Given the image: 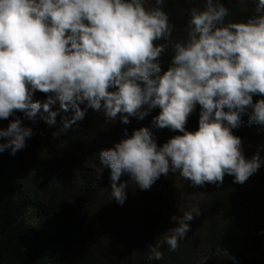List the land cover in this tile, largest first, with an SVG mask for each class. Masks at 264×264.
<instances>
[{"label":"clouds","instance_id":"obj_1","mask_svg":"<svg viewBox=\"0 0 264 264\" xmlns=\"http://www.w3.org/2000/svg\"><path fill=\"white\" fill-rule=\"evenodd\" d=\"M243 2L240 0L239 3ZM165 0H0V152L26 147L33 122L60 132L91 109L108 124L143 120L97 159L110 169V190L121 205L129 182L148 190L170 172L193 187L221 185L226 175L244 184L264 166V145L246 157L233 130L264 127V0L235 21L223 0H204L188 10L186 35L173 38ZM244 5V4H241ZM170 58L162 67V57ZM46 94L45 102L35 99ZM259 97L254 101L253 97ZM199 105L198 128H186ZM178 132L167 139L157 129ZM59 132L54 133L58 135ZM130 180H121L122 176ZM200 209L173 215L166 243L176 250ZM153 252H156L152 248ZM224 254L227 255L226 251ZM157 258L161 253L156 252ZM235 260V257H230Z\"/></svg>","mask_w":264,"mask_h":264},{"label":"trees","instance_id":"obj_2","mask_svg":"<svg viewBox=\"0 0 264 264\" xmlns=\"http://www.w3.org/2000/svg\"><path fill=\"white\" fill-rule=\"evenodd\" d=\"M242 1L223 0L232 13L229 19L243 20L252 13L256 0ZM203 2L165 0L174 39L186 35L188 10ZM169 62L167 55L162 57V67ZM34 98L43 103L46 94L37 91ZM199 107L188 118L189 131L198 128ZM52 109L58 115L51 126L39 117L33 122L17 113L33 135L15 155L0 152V264H264V166L244 184L226 175L221 185L171 190L156 203L148 201L150 192L174 174L161 175L148 190L130 181L121 205L111 195L110 169H103L97 154L118 142L115 137L113 142L112 128L133 130L127 126L138 119L127 125L108 124L102 114L89 109L82 121L60 132L62 118L71 112L60 110L58 103ZM12 119L0 120V128ZM156 131L161 134V129ZM233 132L242 138L248 155L264 139L260 125L253 134L240 128ZM176 134L180 133L170 130L161 135L168 139ZM121 180L130 178L124 175ZM192 195L202 196L200 215L189 222V232L173 251L166 231L175 226L171 217L185 211ZM187 238L193 242L188 248L183 245ZM197 244L200 255L191 259L188 253ZM152 248L161 253L159 258Z\"/></svg>","mask_w":264,"mask_h":264},{"label":"rangeland","instance_id":"obj_3","mask_svg":"<svg viewBox=\"0 0 264 264\" xmlns=\"http://www.w3.org/2000/svg\"><path fill=\"white\" fill-rule=\"evenodd\" d=\"M175 36L177 37V34H175ZM157 114H158V111L156 109H154L150 115L145 117V119L138 120L137 122H135V125H129L127 127L135 129V128H139L141 126H151L152 117L157 115ZM133 118L134 117H132L130 119H133ZM135 126H137V127H135ZM127 130L130 133V131L132 129H127ZM169 131H170V129H167V128L161 129V134H163V135L167 134ZM111 135L113 136V142L116 141L114 139V137L119 141L123 136V131L117 132L116 129L112 128L111 129ZM259 144L264 145V139L259 141ZM243 149H244V153H245L246 157H251L257 151V148H255L253 150V154L248 155L249 150H246L244 147H243ZM262 156H264V155H262ZM172 174L173 173H171V175ZM189 186H191V184L188 181H186L179 174H174L173 179H170L167 182L163 183L159 190H157V187H156L153 191V194H152V192H150V194L148 196L149 197L148 201H151L154 203L159 202L160 200L164 199V197L167 194H169L171 192V190H186ZM188 194L189 193H186V195H188ZM202 201H203L202 196H197V195L190 196L188 199V203H187L185 211H193L197 208H200L203 205V204H201ZM180 207H182V206H180ZM156 221H157V228H158L160 226V219H158ZM170 222H173V220H170ZM200 222H201V220L198 223L196 221H194L193 223L199 224ZM159 231L161 232V234H163L162 229L158 230V232ZM158 232L152 236L153 240L158 238V236H159ZM183 245L188 248V245H193V242H191L190 238H187L184 240ZM191 251H192V253H191ZM191 251H189L188 256L192 255L191 259H195L197 256L200 255L201 248H199V245L197 244L191 248Z\"/></svg>","mask_w":264,"mask_h":264}]
</instances>
